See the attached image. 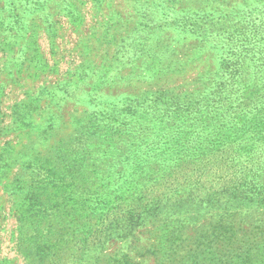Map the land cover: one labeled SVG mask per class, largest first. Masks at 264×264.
<instances>
[{
    "label": "rangeland",
    "instance_id": "374dc122",
    "mask_svg": "<svg viewBox=\"0 0 264 264\" xmlns=\"http://www.w3.org/2000/svg\"><path fill=\"white\" fill-rule=\"evenodd\" d=\"M34 237L53 264H264V0H0V264Z\"/></svg>",
    "mask_w": 264,
    "mask_h": 264
},
{
    "label": "trees",
    "instance_id": "16d2710c",
    "mask_svg": "<svg viewBox=\"0 0 264 264\" xmlns=\"http://www.w3.org/2000/svg\"><path fill=\"white\" fill-rule=\"evenodd\" d=\"M237 36H238L237 38H240L242 42L246 43L244 40V33L243 32L238 33ZM252 39H254L253 43L252 42L246 43V44H249L248 48L244 47V44L241 42L239 47H235L233 49L235 52L232 49H229L228 52L226 53V56L223 59V63L221 64L220 67L222 69H225V70H227V69L232 70V67L235 66L238 62L236 59V57H237L236 52H238V53L244 52L245 53L247 51L253 52L254 50H258V49H255V48H257V46H255L254 44L260 43V41L262 40V37L255 34V35H253ZM257 52L259 53V51H257ZM235 68H237V67H234V69ZM148 106H150V105H148ZM153 107L154 106H152L150 109L152 110ZM135 113H136V111L133 110V113H131L129 117H126V116L123 117L124 120L133 118ZM150 115L152 118L149 120V124H151L150 121L152 119H155V120L158 119V116L154 111ZM113 121L115 124H110V123L105 124L106 129L111 128L113 131V133L109 134L110 136H107V135L105 136V139L107 141L112 140V136L114 134H116V135L122 134L123 128H125L127 126V123L126 124L119 123V120L113 119ZM125 121H127V120H125ZM46 213H47V211H43L42 216L33 219V221L31 222V227L34 228V230L35 229L38 230V228L42 227V225H46V223L48 222L47 217H46L47 216ZM44 214H45V216H44ZM33 239H34V243H33V248L31 246V249L34 252V255L37 257L36 262H38V264H53L54 260L52 259V251H51L52 245L47 241L48 239H44V237H41L40 239H37V237L36 238L34 237Z\"/></svg>",
    "mask_w": 264,
    "mask_h": 264
}]
</instances>
